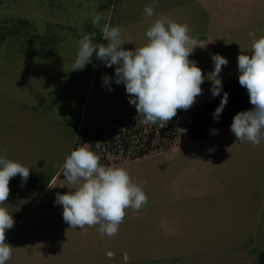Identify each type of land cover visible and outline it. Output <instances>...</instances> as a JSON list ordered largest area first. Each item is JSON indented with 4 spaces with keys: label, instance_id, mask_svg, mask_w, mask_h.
<instances>
[{
    "label": "rangeland",
    "instance_id": "1",
    "mask_svg": "<svg viewBox=\"0 0 264 264\" xmlns=\"http://www.w3.org/2000/svg\"><path fill=\"white\" fill-rule=\"evenodd\" d=\"M153 3L154 16L145 18L144 7ZM98 13L101 27L119 26L133 41L125 49L145 44L146 30L161 16L187 24L190 37L205 45L189 57L205 75L202 94L179 109L175 133L134 159L140 134L153 124L115 83L116 66L94 54L84 69L71 70L84 33L107 44L91 24ZM250 33L264 36V0H0V156L30 168L23 184L19 175L10 179L0 205L14 219L5 234L13 246L6 264H264V141H237L233 118L206 126L196 141L185 131L191 109L214 98L207 79L212 55L228 60L219 74L224 87L239 77L237 57L241 49L250 54ZM119 130L133 139L115 153L109 140ZM83 136L90 148L100 136L104 143L94 152L102 165L125 168L148 197L141 209H126L112 237L101 238L99 225L70 227L55 202L69 191L59 186L66 183L60 172Z\"/></svg>",
    "mask_w": 264,
    "mask_h": 264
},
{
    "label": "clouds",
    "instance_id": "2",
    "mask_svg": "<svg viewBox=\"0 0 264 264\" xmlns=\"http://www.w3.org/2000/svg\"><path fill=\"white\" fill-rule=\"evenodd\" d=\"M155 3L144 7L145 18L154 16ZM102 14L91 18L94 28H100L107 44L94 43L93 33H84L78 41V51L71 70H82L91 62L93 55L107 67L115 65V83H123L129 95V103L145 124L165 126L177 110H188L202 94L205 75L195 61L189 59L195 47L200 46L189 35V26L161 16L146 30L147 42L133 49H125L122 28L101 21ZM252 37L250 54L238 55L239 83L247 89L252 107L234 115L231 131L236 140L259 146L264 141V36ZM200 46V47H204ZM214 69L207 76L211 81V93L218 96L222 91L220 73L228 60L220 54H213ZM104 83L110 78L105 75ZM111 90V89H109ZM228 102L224 92L219 106L213 113L218 119ZM96 148L100 144L96 143ZM62 173L69 191L57 193L55 202L62 206L64 221L72 228L99 225L101 238L118 233L126 209L139 210L148 201L142 188L133 182L129 172L118 166H104L100 157L84 143L66 156ZM20 176L22 184L30 175V168L0 156V205L7 202L10 194L9 181ZM49 187H53L49 185ZM14 226L13 216L0 206V264L12 256V248L6 242V230Z\"/></svg>",
    "mask_w": 264,
    "mask_h": 264
},
{
    "label": "trees",
    "instance_id": "3",
    "mask_svg": "<svg viewBox=\"0 0 264 264\" xmlns=\"http://www.w3.org/2000/svg\"><path fill=\"white\" fill-rule=\"evenodd\" d=\"M239 78V77H238ZM234 79L226 84L220 93V95L215 96L211 100L204 101L200 106H195L190 111V122L186 126V133L187 136L192 140L196 141L203 137L204 128L212 123H215L219 126L223 125L228 119L233 118L236 112L243 108L245 105L250 103L249 96L247 89L242 87L239 83V79ZM224 92L228 93V102L222 110L219 118L216 119L213 116L215 109L219 106L221 98L223 97ZM180 125L179 121V109L177 110V114L175 117L172 118L164 127L161 126L160 123L153 124L151 129L143 136L140 134V137L137 142V146L134 150L131 151V155H129L130 159H134L140 156H143L146 153H149L153 148H158L161 140H164L165 137L175 133L177 131V127ZM100 130H102L105 134V128L103 125H100ZM120 127V126H119ZM121 129V128H119ZM142 127L139 126L137 129H134L131 133L139 134ZM130 132L127 133L125 131L119 130V136H112L110 135L109 143L111 147H108L109 150L114 149L118 150L120 148H128L130 146V140L133 138L131 137ZM99 137H95L94 142L91 144V148L93 151H96V143L101 144L104 141H99ZM159 139L158 142H156ZM86 138L83 136L80 139L78 144H83L86 142ZM156 143V144H155ZM141 145V146H140ZM77 148L75 144L73 150ZM126 150V149H125ZM116 153V151H115ZM102 158L100 159L101 163ZM102 164V163H101ZM60 175L63 176L62 169ZM260 258V263H264V254Z\"/></svg>",
    "mask_w": 264,
    "mask_h": 264
},
{
    "label": "crops",
    "instance_id": "4",
    "mask_svg": "<svg viewBox=\"0 0 264 264\" xmlns=\"http://www.w3.org/2000/svg\"><path fill=\"white\" fill-rule=\"evenodd\" d=\"M106 119H104V121H105ZM109 120V119H108ZM102 122V121H101ZM76 127V126H75ZM55 176H56V173L49 179V181H48V184H49V182L52 180V179H54L55 178Z\"/></svg>",
    "mask_w": 264,
    "mask_h": 264
}]
</instances>
